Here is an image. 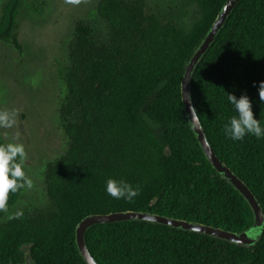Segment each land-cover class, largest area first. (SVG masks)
<instances>
[{
  "label": "trees",
  "instance_id": "trees-1",
  "mask_svg": "<svg viewBox=\"0 0 264 264\" xmlns=\"http://www.w3.org/2000/svg\"><path fill=\"white\" fill-rule=\"evenodd\" d=\"M224 2L186 0L183 9L150 15L140 0H99L97 23L74 24L60 70L65 91L58 113L67 148L45 168L43 210L0 225V264H86L74 229L91 214L148 212L236 233L251 226L247 203L204 157L180 98L184 67ZM187 5L196 12L189 28ZM18 9L19 0H8L0 16V42L15 48ZM260 81L264 0H239L191 75V100L208 144L264 215V138L234 142L224 134L235 115L229 93L247 95L264 127ZM109 178L126 180L139 195L131 202L110 197ZM19 193L8 194L0 218ZM84 240L97 264H264V231L245 247L130 221L94 225Z\"/></svg>",
  "mask_w": 264,
  "mask_h": 264
},
{
  "label": "rangeland",
  "instance_id": "rangeland-1",
  "mask_svg": "<svg viewBox=\"0 0 264 264\" xmlns=\"http://www.w3.org/2000/svg\"><path fill=\"white\" fill-rule=\"evenodd\" d=\"M8 0H0L2 8ZM145 14H160L169 7L183 9L186 0H140ZM99 0H19L14 36L18 48L0 42V111L15 110L11 128H0V142L24 145V170L32 187L20 189L15 204L0 218L4 224L17 212L33 214L48 204L44 171L67 146L59 117L64 96L60 70L66 65L67 45L76 22L97 23ZM183 19L189 28L195 9L187 5Z\"/></svg>",
  "mask_w": 264,
  "mask_h": 264
},
{
  "label": "water",
  "instance_id": "water-1",
  "mask_svg": "<svg viewBox=\"0 0 264 264\" xmlns=\"http://www.w3.org/2000/svg\"><path fill=\"white\" fill-rule=\"evenodd\" d=\"M239 0H225L214 21L206 31L203 39L187 61L180 80V98L188 124L196 138V141L211 167L224 179L247 203L252 213V224L242 232L236 233L218 227H212L197 222H190L177 218L166 217L158 214L140 211H121L108 214H91L84 217L74 229V243L78 254L86 264H97L89 254L85 244V232L92 226L98 224L118 223V222H146L154 225H161L172 229L183 230L209 236L231 244L252 247L254 246L264 231V215L262 208L248 186L214 153L208 144L195 108L191 100L190 78L200 62L202 56L213 44L216 35L224 27L226 19L237 6ZM259 233L257 239L252 238V233Z\"/></svg>",
  "mask_w": 264,
  "mask_h": 264
},
{
  "label": "clouds",
  "instance_id": "clouds-1",
  "mask_svg": "<svg viewBox=\"0 0 264 264\" xmlns=\"http://www.w3.org/2000/svg\"><path fill=\"white\" fill-rule=\"evenodd\" d=\"M68 3L77 4L79 0H67ZM255 86V85H254ZM259 100L264 103V81L258 85ZM227 102L235 115L224 125L225 137L232 141H242L245 136H254L256 139L264 138V127L260 120L254 118L252 101L247 95L237 98L233 94H226ZM16 111H0V128H11L16 122ZM26 152L23 144L7 143L0 145V210H6L8 194L18 190L32 187V181L26 176L24 162ZM105 192L110 197L126 202H131L139 195V188H134L124 179L109 178L105 182ZM16 217L22 215L17 212ZM259 233H252V238L257 239Z\"/></svg>",
  "mask_w": 264,
  "mask_h": 264
}]
</instances>
